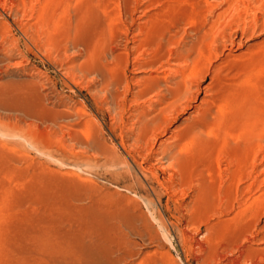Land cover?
<instances>
[{"label": "rangeland", "instance_id": "374dc122", "mask_svg": "<svg viewBox=\"0 0 264 264\" xmlns=\"http://www.w3.org/2000/svg\"><path fill=\"white\" fill-rule=\"evenodd\" d=\"M262 136L264 0H0V264H264Z\"/></svg>", "mask_w": 264, "mask_h": 264}, {"label": "bare ground", "instance_id": "6f19581e", "mask_svg": "<svg viewBox=\"0 0 264 264\" xmlns=\"http://www.w3.org/2000/svg\"><path fill=\"white\" fill-rule=\"evenodd\" d=\"M141 31V30H140ZM138 33V32H137ZM205 35V34H204ZM209 36V35H208ZM145 37V36H144ZM171 38V37H170ZM204 38V37H203ZM208 38V37H207ZM154 39V38H153ZM173 39V38H172ZM204 39H206V36H205V38ZM146 41V40H145ZM206 42V41H205ZM139 43V42H138ZM141 43V42H140ZM143 43V42H142ZM158 43V42H157ZM144 44V43H143ZM154 44V43H153ZM193 46H194V44H193ZM138 48H142L141 46L139 47V46H137ZM150 47V46H149ZM191 48V47H190ZM137 50H139V49H137ZM180 50H183V49H180ZM105 51V50H104ZM142 51V50H141ZM185 50L183 51V52H181L180 54L183 56V57H185ZM138 53V52H137ZM192 53V52H191ZM198 54V53H197ZM178 55H179V53H178ZM157 56V55H156ZM161 56H162V54H161ZM192 56V55H191ZM135 57V56H134ZM154 57V56H153ZM187 57V59L190 57H188V56H186ZM161 58V57H160ZM140 59V58H139ZM145 59V58H144ZM153 59V58H152ZM155 59V58H154ZM184 59H186V58H184ZM141 60V59H140ZM146 60V59H145ZM157 60H158V58H157ZM161 60V59H160ZM147 61V60H146ZM153 61L154 60H152L151 61V63L152 64H154L153 63ZM162 61V60H161ZM185 61V60H184ZM193 60L191 59V62H192ZM142 62V61H141ZM144 62V61H143ZM142 62V63H143ZM147 62H149V59H148V61ZM200 61H197V63H195V65H194V67L191 69V71H190V73H189V75H187V76H185L186 77V81L188 82L189 81V83H191L192 84V82L197 78V76L200 74V71L202 72V68L203 67H201L200 65H202L201 63H199ZM150 63V64H151ZM188 63V62H187ZM147 64H149V63H147ZM149 64V65H150ZM143 65V64H142ZM180 71V70H179ZM183 71V70H182ZM93 72V71H92ZM189 72V71H188ZM185 73H187L186 71H185ZM184 74V73H183ZM182 75V74H181ZM144 79V78H143ZM157 79H159V78H155V77H152V78H148V79H146V81L147 82H149L148 83V85H146L145 86V83L143 84L144 86H145V88L143 89V90H141L140 92H142L141 93V96H144V95H146L147 93H149L150 91H153V89H155L157 86H158V83H157ZM183 80V79H182ZM145 81V82H146ZM146 82V83H147ZM187 82H182V81H179L178 82V84H177V87L176 88H174L173 90L172 89H169V93H170V96L172 97V101H170L169 103H167L165 100V104H164V106H162L161 108H159V110H158V114L157 115H151V116H149L148 118H144L142 121H140L141 122V124H140V126L138 127V129H139V138H138V142H140V143H143V144H147L152 138H154L155 137V135H156V133H158L159 132V130H164V128H163V126H165V125H167L168 123V120L169 119H167V117H168V115H170V114H173L174 113V111H176L179 107H180V109H181V106H183V104L185 103L184 101L185 100H187L189 97H191V88H192V85H189V83H187ZM194 84V83H193ZM176 85V84H175ZM143 86V87H144ZM142 87V88H143ZM138 89V88H137ZM172 90V92H170ZM139 92V93H140ZM158 93H159V91H158ZM166 94V93H165ZM137 96L139 97L140 96V94H137ZM190 99V98H189ZM188 99V100H189ZM193 99V98H192ZM141 100V99H140ZM184 102V103H183ZM206 102H208V101H206L205 99H203L202 100V103L203 104H205ZM183 103V104H182ZM206 105H207V103H206ZM158 106V105H157ZM210 106V105H209ZM209 106H208V109H209ZM203 108V107H202ZM180 109H179V111H180ZM200 109V108H199ZM204 110V109H203ZM202 110V111H203ZM205 111H206V108H205ZM209 111V110H208ZM177 112V111H176ZM200 112V111H199ZM211 113H212V111H211ZM219 113V112H218ZM198 114V113H197ZM196 114V115H197ZM195 115V116H196ZM210 116V115H209ZM212 116V115H211ZM198 117V118H197ZM197 117H195V118H197V120H195V121H193V120H191L192 118H189L188 117V119H186V120H188L189 121V123H187L186 124V131H184L183 130V132L182 133H180L179 132V134L178 135H176V137H175V143H168V146L167 147H163V149L161 148L159 151H158V153H159V155H161L162 156V158L164 159L165 157H168V158H177V157H179L178 155H181V151L177 154V152H176V147H177V144H178V142H180L182 139L184 140V137H187V136H190L189 138H191V136H193V138L194 137H199V136H201V134H202V131H201V128H203V127H200V125L199 124H204V123H209V121H208V119L210 118V117H208V114L207 113H200V114H198L197 115ZM257 118H260V116H258ZM211 120V119H210ZM257 120V119H256ZM211 123H212V120L210 121ZM167 123V124H166ZM252 124V123H251ZM260 124V123H259ZM258 124V125H259ZM261 124H262V122H261ZM210 125V124H209ZM254 126V125H253ZM262 126V125H261ZM256 128H257V126H256ZM183 129V128H182ZM185 129V128H184ZM255 129V128H254ZM259 129V128H258ZM177 131H181V129L180 130H177ZM174 137V136H173ZM188 138V139H189ZM198 139V138H197ZM257 140V144L259 145V148H263L262 147V145H263V140H264V137L262 136V137H258V139H256ZM152 141V140H151ZM172 141H174V140H172ZM184 143H185V141H184ZM182 145V144H181ZM185 145V144H184ZM143 146V145H142ZM179 146V145H178ZM258 154V153H257ZM257 154H255V155H257ZM258 156V155H257ZM182 157V156H181ZM157 158H159V157H157ZM179 159H180V157H179ZM159 160V159H158ZM159 167V166H158ZM260 171V170H259ZM217 196V195H216ZM120 227H121V224L119 225ZM119 237V236H118ZM122 238V237H121ZM120 240V239H119Z\"/></svg>", "mask_w": 264, "mask_h": 264}]
</instances>
